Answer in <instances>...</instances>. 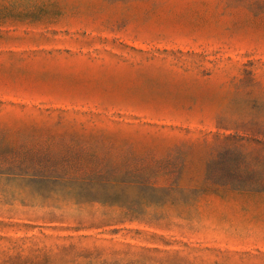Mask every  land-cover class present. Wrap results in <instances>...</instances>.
I'll use <instances>...</instances> for the list:
<instances>
[{
  "label": "rangeland",
  "instance_id": "1",
  "mask_svg": "<svg viewBox=\"0 0 264 264\" xmlns=\"http://www.w3.org/2000/svg\"><path fill=\"white\" fill-rule=\"evenodd\" d=\"M0 264H264V0H0Z\"/></svg>",
  "mask_w": 264,
  "mask_h": 264
}]
</instances>
